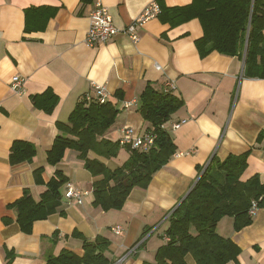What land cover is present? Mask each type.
I'll return each instance as SVG.
<instances>
[{
	"label": "crops",
	"instance_id": "0c3cea01",
	"mask_svg": "<svg viewBox=\"0 0 264 264\" xmlns=\"http://www.w3.org/2000/svg\"><path fill=\"white\" fill-rule=\"evenodd\" d=\"M97 1L0 0V264H46L62 251L82 257L85 241L106 242L103 254L109 264L120 259L122 264H151L166 245L163 236L172 212L198 180V168L205 169L213 158L249 153L242 180L259 175L264 182V144H258L264 130V79L245 77L244 56L214 52L202 58L196 41L204 31L197 19L175 28L151 19L138 29L137 43L123 32L152 3L174 8L193 0H99L120 32L91 48L86 43L89 14ZM16 76L25 80L22 94L11 89ZM168 83L184 102L165 125L177 152L147 189L131 192L122 209L104 211L95 205L97 179L76 151L67 150L56 166L49 164L48 151L60 134L57 124L68 122L86 94L95 96L92 85L105 86L108 102L118 110L105 136L118 142L128 128L137 136L146 134L140 96L148 85L165 92ZM48 90L58 99L50 114L32 102ZM181 121L186 123L173 129ZM16 141L36 147L33 160L10 164ZM129 157L123 148L117 158L103 161L115 170ZM58 171L86 193L82 201L66 198V183L56 212L35 222L30 234L22 232L14 205L26 195L39 202ZM116 226L123 228L119 235L112 231ZM216 230L241 250L238 261L228 264H264V209L240 231L232 217L223 218ZM191 233L197 234L194 227ZM186 261L195 264L191 256Z\"/></svg>",
	"mask_w": 264,
	"mask_h": 264
},
{
	"label": "trees",
	"instance_id": "16d2710c",
	"mask_svg": "<svg viewBox=\"0 0 264 264\" xmlns=\"http://www.w3.org/2000/svg\"><path fill=\"white\" fill-rule=\"evenodd\" d=\"M158 5L160 13L157 17L172 28L199 20L204 37L196 41V46L202 58L214 52L231 58L244 56L245 77L264 79V0H193L189 6L174 8ZM32 102L37 109L50 114L58 99L48 90L33 96ZM139 103L138 112L148 123L146 133L155 137V143L148 151L121 146L120 141L113 142L105 137L118 116V110L111 102L92 101L87 105L81 101L66 124H57L60 134L47 154L49 164L56 166L67 150L76 151L85 169L97 179L93 183L95 205L104 211L122 209L135 188L147 189L154 176L177 152L165 125L183 108V100L172 92H158L148 85ZM261 143L264 144V130L258 138V144ZM123 148L130 153L129 159L115 170L109 169L103 160L117 158ZM35 156L33 144L16 141L9 161L11 165H17L33 160ZM248 156L249 153L229 156L224 161L213 158L204 173V168H198L197 183L172 212L163 236L167 238L166 245L157 251L155 262L151 264H187L188 256L195 264L238 261L241 250L229 239L221 237L216 228L223 218L232 217L235 230L240 231L252 224L254 217L250 210L254 203L264 209V182L259 175L242 180L248 168ZM66 183L67 178L58 171L48 182L39 202L26 195L14 205L22 232L30 234L35 222L46 220L56 212L61 189ZM191 227L196 229V235L191 233ZM106 245L104 241H85L82 257L62 251L58 256L48 257L46 264H109L103 254Z\"/></svg>",
	"mask_w": 264,
	"mask_h": 264
},
{
	"label": "built area",
	"instance_id": "2783aa9c",
	"mask_svg": "<svg viewBox=\"0 0 264 264\" xmlns=\"http://www.w3.org/2000/svg\"><path fill=\"white\" fill-rule=\"evenodd\" d=\"M160 13V7L157 3H152L148 5L143 11V13L133 21L123 32L127 34L134 43L139 42L138 29L145 26V24L151 19L157 18ZM90 27L87 33L86 43L89 47L94 48L104 45L111 41L120 31L114 26L112 16L104 6L101 1H97L90 14H89ZM25 80L19 76L12 79L11 89L17 93L22 94L24 92ZM93 91H95V96L88 93L82 97V101L87 105L92 101H96L99 104H105L109 100L108 90L105 86L92 85ZM175 86L173 83H168L165 88L166 93H170L174 90ZM127 107L131 104H126ZM186 121H181L173 125V129L178 130L184 125ZM155 143V137L151 133H146L144 136H137L132 128L125 130V136L120 140L121 146H129L133 149H140L141 151H148L153 147ZM190 153H186L189 155ZM184 155V154H183ZM86 193H83L72 183L66 184V198L73 201H82ZM259 208L257 204H253L250 210V215L254 217ZM112 231L117 235L121 234L123 228L121 226H116L112 228ZM167 241V238H165ZM133 250V249H132ZM124 259H120L118 262L113 264H122Z\"/></svg>",
	"mask_w": 264,
	"mask_h": 264
},
{
	"label": "water",
	"instance_id": "95a60500",
	"mask_svg": "<svg viewBox=\"0 0 264 264\" xmlns=\"http://www.w3.org/2000/svg\"><path fill=\"white\" fill-rule=\"evenodd\" d=\"M211 162H212V160H211V161L208 163V165L205 167V169L203 170V173L206 171L207 167L209 166V164H210ZM203 173H202V174H203ZM200 177H201V176H200ZM196 183H197V182H196ZM184 200H185V199H184ZM184 200H183V201H184ZM183 201H182V202H183Z\"/></svg>",
	"mask_w": 264,
	"mask_h": 264
}]
</instances>
